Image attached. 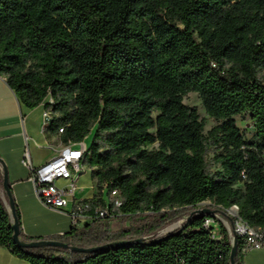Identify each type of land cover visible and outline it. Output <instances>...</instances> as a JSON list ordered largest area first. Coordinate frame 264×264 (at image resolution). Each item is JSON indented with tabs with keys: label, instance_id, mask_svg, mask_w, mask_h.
Instances as JSON below:
<instances>
[{
	"label": "trees",
	"instance_id": "16d2710c",
	"mask_svg": "<svg viewBox=\"0 0 264 264\" xmlns=\"http://www.w3.org/2000/svg\"><path fill=\"white\" fill-rule=\"evenodd\" d=\"M0 76L28 109L44 107L46 132L63 145L95 129L82 162L96 180L97 194L84 200L91 220L39 239L75 250L16 244L0 194V247L13 256L230 264L229 233L222 226L215 236L209 215L238 205L264 231V0H0ZM191 92L216 121L207 134L197 108L183 102ZM246 114L255 123L250 139L235 120ZM206 201L210 214H195ZM184 215L179 228L154 236ZM113 221L131 225L114 231ZM96 247L104 248L88 251ZM237 248L236 264H245L240 237Z\"/></svg>",
	"mask_w": 264,
	"mask_h": 264
},
{
	"label": "crops",
	"instance_id": "0c3cea01",
	"mask_svg": "<svg viewBox=\"0 0 264 264\" xmlns=\"http://www.w3.org/2000/svg\"><path fill=\"white\" fill-rule=\"evenodd\" d=\"M45 119L43 106L28 109L8 86L6 79L0 76V194L10 213L11 199L19 210L20 234L35 241L66 234L73 228L70 215L73 205L65 210H56L44 204L36 193L30 169L24 164L26 153L36 167L53 158L63 146L59 136L46 132ZM84 143L87 145V141ZM5 169L8 191L4 188ZM58 185L65 186L66 182L59 180ZM77 188L76 198L80 201L92 199L97 194L96 180L85 166L77 178ZM244 263L264 264V248L249 250ZM0 264L29 263L0 247Z\"/></svg>",
	"mask_w": 264,
	"mask_h": 264
},
{
	"label": "built area",
	"instance_id": "2783aa9c",
	"mask_svg": "<svg viewBox=\"0 0 264 264\" xmlns=\"http://www.w3.org/2000/svg\"><path fill=\"white\" fill-rule=\"evenodd\" d=\"M63 131L64 129H60V133H63ZM87 148L84 142L63 145L53 158L36 167L32 165L28 153L25 154L24 158V164L30 169L31 179L35 183L38 197L44 204L56 210H65L68 206L73 205L70 215L73 225L77 227H82L91 220L90 216L85 213L90 208L89 204L76 198L77 178L82 172V162ZM59 180H64L66 185H58ZM112 194L118 196L117 191H113ZM121 205V199L117 198L116 206L121 207ZM97 212L100 217L109 214L108 208ZM229 215L233 224L232 229L228 232L232 243L237 237H240L245 243L243 253H247L251 249L264 248V231L254 229L241 218L238 205H233L226 210V216ZM214 223L216 221L209 217L205 221L206 227L213 228V234L215 233Z\"/></svg>",
	"mask_w": 264,
	"mask_h": 264
},
{
	"label": "rangeland",
	"instance_id": "374dc122",
	"mask_svg": "<svg viewBox=\"0 0 264 264\" xmlns=\"http://www.w3.org/2000/svg\"><path fill=\"white\" fill-rule=\"evenodd\" d=\"M183 102H184V104H186L190 107L197 108V110L201 116V119L204 120V123H205L204 132L206 134L216 125V121L207 115V113H206V111L202 105L201 98L199 97V95L197 93H194V92L189 93L187 96H185ZM47 117H49V114H47L46 118ZM235 120H236L237 126L240 128L241 132L244 134L246 139H250L252 137L254 131H255V123H254L252 117L249 114H246L243 116H236ZM94 133H95V129L92 130V132L90 134L91 136L89 135L90 137L85 139V141H87V146H89L91 144ZM153 148L158 149L159 143H156V144L148 147L149 150H152ZM103 195L105 197V200L108 201L106 194L104 193ZM212 207L213 206L211 205V202L206 201V202L199 204L197 206L196 210L197 211L203 210V209L205 210L207 208H212ZM187 217H188L187 215L182 216L181 218H179L178 220L173 222L168 227L160 230L154 236L164 235V234H166L172 230L179 228L186 221ZM209 218H213L214 221H216V223H214V230H215L214 235L215 236L220 235L222 226H224L228 232H229V230L232 229L233 224H232V219H231L230 215L226 216L222 213L217 212V213H213V214L209 215ZM130 225H131L130 222L123 224V223H120L119 221H113L111 223L110 228L112 230L116 231V230H119L125 226H130ZM150 236H153V235H150ZM150 236L147 235V237H150Z\"/></svg>",
	"mask_w": 264,
	"mask_h": 264
},
{
	"label": "water",
	"instance_id": "95a60500",
	"mask_svg": "<svg viewBox=\"0 0 264 264\" xmlns=\"http://www.w3.org/2000/svg\"><path fill=\"white\" fill-rule=\"evenodd\" d=\"M46 126L45 128L49 125V117H47L46 119ZM1 162V160H0ZM4 188L5 190L8 191V181H7V173H6V169H5V173H4ZM10 208H11V216H12V220H13V230H14V234H13V240L16 244H18L21 247L24 248H36V247H56V248H63V249H68L70 251L75 250L74 247L65 244L63 242L60 241H56V240H36V241H32L29 243H25L21 237H20V224L19 221L17 219L16 216V212H15V206L14 203L12 201V199L10 200ZM207 213L210 214L209 210H196L194 213L195 214H199V213ZM131 243L130 241H124V242H118V243H114V246H120V245H125V244H129ZM105 247V246H104ZM104 247H96V248H90L88 251L90 252H94L97 251L99 249H102ZM237 238L234 240V242L232 243V249H231V254H230V264H236V255H237Z\"/></svg>",
	"mask_w": 264,
	"mask_h": 264
}]
</instances>
